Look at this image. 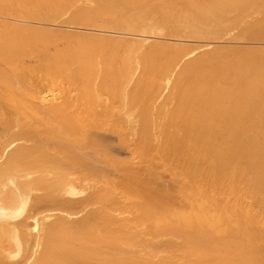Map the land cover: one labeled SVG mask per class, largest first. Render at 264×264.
<instances>
[{
	"label": "bare ground",
	"instance_id": "bare-ground-1",
	"mask_svg": "<svg viewBox=\"0 0 264 264\" xmlns=\"http://www.w3.org/2000/svg\"><path fill=\"white\" fill-rule=\"evenodd\" d=\"M0 264H264V0H0Z\"/></svg>",
	"mask_w": 264,
	"mask_h": 264
}]
</instances>
